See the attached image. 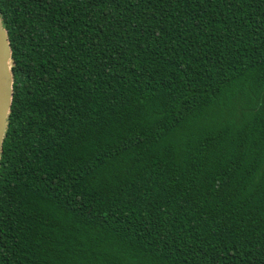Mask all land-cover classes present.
Instances as JSON below:
<instances>
[{"label": "trees", "instance_id": "16d2710c", "mask_svg": "<svg viewBox=\"0 0 264 264\" xmlns=\"http://www.w3.org/2000/svg\"><path fill=\"white\" fill-rule=\"evenodd\" d=\"M0 20V264H264V0H0Z\"/></svg>", "mask_w": 264, "mask_h": 264}, {"label": "water", "instance_id": "95a60500", "mask_svg": "<svg viewBox=\"0 0 264 264\" xmlns=\"http://www.w3.org/2000/svg\"><path fill=\"white\" fill-rule=\"evenodd\" d=\"M9 56H12L11 47L0 20V153L13 96L12 72L8 71L6 63Z\"/></svg>", "mask_w": 264, "mask_h": 264}, {"label": "snow or ice", "instance_id": "6c2138e0", "mask_svg": "<svg viewBox=\"0 0 264 264\" xmlns=\"http://www.w3.org/2000/svg\"><path fill=\"white\" fill-rule=\"evenodd\" d=\"M6 63L8 64V71L14 72V65H15L14 58L12 56H9L8 61Z\"/></svg>", "mask_w": 264, "mask_h": 264}]
</instances>
